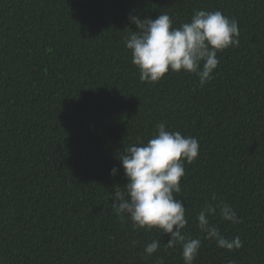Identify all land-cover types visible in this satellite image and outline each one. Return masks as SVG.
Wrapping results in <instances>:
<instances>
[{
	"label": "trees",
	"instance_id": "16d2710c",
	"mask_svg": "<svg viewBox=\"0 0 264 264\" xmlns=\"http://www.w3.org/2000/svg\"><path fill=\"white\" fill-rule=\"evenodd\" d=\"M200 9L239 22L214 78L142 82L124 42L137 30L129 14L167 13L179 27ZM161 122L200 144L177 194L184 233L202 240L194 264H264V0H0V264H184L179 243L165 250L170 235L113 208L124 149ZM213 193L242 218H211L239 250L198 228Z\"/></svg>",
	"mask_w": 264,
	"mask_h": 264
},
{
	"label": "clouds",
	"instance_id": "9594fccd",
	"mask_svg": "<svg viewBox=\"0 0 264 264\" xmlns=\"http://www.w3.org/2000/svg\"><path fill=\"white\" fill-rule=\"evenodd\" d=\"M129 21L137 30L124 37L125 47L131 52L132 63L139 69L142 82H159L170 71L183 70L198 77L202 87L214 78L213 73L220 64L218 53L240 43L238 20L219 10H195L190 21L179 27H174L175 22L167 13L155 19L130 13ZM199 151L196 137L170 131L165 123H158L146 144H133L124 149L125 154L119 160L128 182L123 187L115 186L112 194L113 208L122 222L130 220L134 229L156 228L163 235H170L165 250L179 243L184 264H194L202 240L184 233L189 220L185 201L178 199L177 194L182 192L185 162H195ZM118 172L113 167L110 174L116 176ZM216 216L233 224L242 222L233 206L213 193L211 202H205L196 216L199 230L205 239L214 240L222 249L242 248L243 241L238 235L228 238L211 222ZM132 244L135 246V241ZM159 249L160 240L153 239L144 252L151 257Z\"/></svg>",
	"mask_w": 264,
	"mask_h": 264
}]
</instances>
